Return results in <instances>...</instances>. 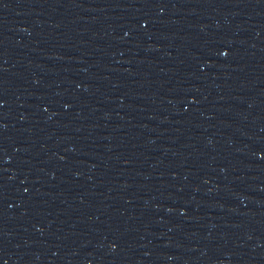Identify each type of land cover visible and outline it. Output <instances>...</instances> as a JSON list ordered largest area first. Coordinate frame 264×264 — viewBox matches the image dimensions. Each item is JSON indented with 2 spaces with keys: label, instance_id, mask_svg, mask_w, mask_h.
<instances>
[{
  "label": "water",
  "instance_id": "obj_1",
  "mask_svg": "<svg viewBox=\"0 0 264 264\" xmlns=\"http://www.w3.org/2000/svg\"><path fill=\"white\" fill-rule=\"evenodd\" d=\"M157 0H0V264L95 87Z\"/></svg>",
  "mask_w": 264,
  "mask_h": 264
}]
</instances>
